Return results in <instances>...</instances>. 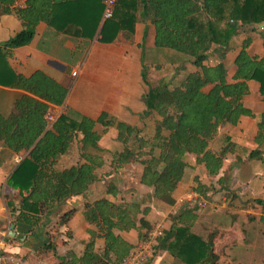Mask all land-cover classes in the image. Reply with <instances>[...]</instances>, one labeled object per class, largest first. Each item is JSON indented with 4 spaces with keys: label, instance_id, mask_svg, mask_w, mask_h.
Here are the masks:
<instances>
[{
    "label": "trees",
    "instance_id": "trees-1",
    "mask_svg": "<svg viewBox=\"0 0 264 264\" xmlns=\"http://www.w3.org/2000/svg\"><path fill=\"white\" fill-rule=\"evenodd\" d=\"M19 1L0 0L2 12L14 14L23 24L20 32L0 44V84L11 86L19 81L27 95L16 99L8 114L0 112V141L14 153L29 151L8 180L12 188L19 190L23 205L46 216L55 205L83 194L97 181V172L103 165L99 156L84 153L82 162L75 166L59 171L54 167L78 136H81L78 143L82 151L102 152L97 145L101 134L95 130L96 124L104 128L115 125L116 140L124 146L122 152L113 155L114 168L104 167L101 176L112 174L124 164L137 163L142 166L140 184L153 189L150 200L172 205L173 194L190 167L187 157H193L194 164L202 166L207 176L218 175L224 161L235 150L231 137L215 139L218 129L224 125L236 126L242 117L256 118L243 105L251 81L259 85L263 111L255 125L253 143L256 148L248 151L245 158L263 161L260 146L264 143V30L260 32L261 55L248 53L250 38L242 41L234 60L231 82L226 79L224 60L232 37L241 29L264 24V0H117L112 18L102 24L100 41H112L121 31L133 34L136 6L140 1L143 15L155 27V47L186 56V62L194 68L173 85L162 81L157 86H148L143 97L144 115L155 113L160 117L151 137L140 136L136 128L116 123L106 114L93 121L65 112L52 123L45 120L49 111L47 105H62L66 90L42 72H35L22 81L12 73L7 59L11 49L31 41L39 22L62 30L56 20L73 17L67 11L68 6L87 0H23L24 3L17 6ZM96 25L93 28L89 24L82 26V35L87 32L92 36ZM214 56L217 62L210 63ZM142 78L145 81V75ZM212 143L219 146L212 149ZM194 191L201 194L205 189L198 186ZM23 192L27 195L23 196ZM106 195H110V199L103 197L85 207L87 220L96 225L104 240L102 252H96L94 242L90 241L84 244L80 257L71 254L61 258L59 264H119L137 242L147 237L153 224L149 225L144 219L146 210H141L142 203L130 201L133 193L123 194L116 186L109 185ZM231 196L240 201L237 195ZM252 202L260 209V214H247L248 232L238 230L244 237L247 234V240L239 243L250 253L252 264H264V199ZM233 210L240 214V210ZM73 215L74 210H69L60 217L54 233L46 236L48 241L42 250H54L59 230L67 227ZM228 218V215L222 219L210 215L197 232L195 227L201 219L196 208L184 206L170 217L171 224L158 238L154 253L167 252L176 264H219L214 242L234 224L236 226L237 219L226 223ZM132 230L139 235L133 246L114 234V231ZM65 235L70 238V231Z\"/></svg>",
    "mask_w": 264,
    "mask_h": 264
},
{
    "label": "crops",
    "instance_id": "crops-1",
    "mask_svg": "<svg viewBox=\"0 0 264 264\" xmlns=\"http://www.w3.org/2000/svg\"><path fill=\"white\" fill-rule=\"evenodd\" d=\"M23 3L24 1L20 0L17 6ZM142 5L139 1L136 6L133 34L121 31L112 41H100V30L104 23L102 0H87L79 5L72 3L67 11L74 16L56 20L57 26L62 30H58L47 22H39L27 45L11 49L7 59L8 66L12 73L18 75L22 81L35 72H42L63 87L66 90L63 101L66 105V112L93 121H96L102 114H106L116 123L120 122L136 128L140 131V136L146 137L148 134L147 137H151L154 134L155 124L152 125V132L148 133V120L152 118L154 121L155 113L144 115L146 105L143 101L148 86H151L149 78L154 75L160 76L164 67H167L173 69L170 75L172 80L169 81L171 79L169 76L167 79L163 78V81L168 80L167 83L173 85L175 80L181 79L186 72L194 71V68L186 62V56L166 48L155 47V27L152 21L143 15ZM86 24H89L90 28L97 24L91 33L92 36L87 35V32L82 35L81 27ZM260 25L241 29L236 36L231 38L224 60L228 82H231L235 71L234 60L244 39L250 38L251 40L247 50L251 56H259L263 53L262 37L256 34ZM22 29V22L14 14H5L0 8V44L8 41ZM216 62V56L210 58V63ZM142 75H145V81ZM248 89L249 93L244 97L243 105L250 109L256 118L242 117L236 126L224 125L218 129L215 139H221L223 136L231 137L235 143V150L234 154L224 161L218 175L214 177L217 178L218 187L228 183L234 187L236 181L239 185H243L248 179L250 184L258 185L256 188L260 190L259 194H264V171L260 169L264 165L257 163V160L247 161L245 158L248 151L256 148L253 143L255 125L258 116L263 111L259 85L256 82H248ZM256 94L259 98L256 107L253 103H245L251 102L249 100ZM23 95L27 93L22 85H19V81L11 86L0 84V112L5 115L11 112L15 100ZM47 106L49 110L56 107L50 104ZM256 108L258 110H255ZM158 120L160 117H156V121ZM244 126L248 131L246 136L221 135L225 129L240 130ZM95 130L101 134L97 145L102 152L93 149L82 151L78 143L81 136H78L68 151L57 159L54 167L59 171L75 166L82 162L81 155L84 153L99 156L103 165L97 172V181L90 184L83 194L70 197L55 205L51 213L46 216H41L35 211L36 209L23 205L19 190L8 184L16 166L28 157L29 151L14 153L0 141V250L3 263L14 260L22 264H59L61 258H68L71 254L80 257L84 244L90 241L94 242L96 252H102L104 240L100 237L101 234L96 225L87 220L85 207L103 197L110 199V195H106L109 185L116 186L123 194L127 191L132 192L133 196L129 197L130 201L142 203L141 210H146L144 219L149 225L161 223L166 229L170 226L171 221H166L164 217L167 207L158 210L157 207H160L158 202L150 200L153 189L139 182L142 172L141 165L124 164L115 172L112 171V174L101 176V170L104 167L114 168V165H111L113 155L122 152L124 146L116 140L115 125L104 128L96 124ZM248 140L250 144L245 142ZM260 148L264 150V143ZM262 157L264 158V154ZM252 162L258 164V169L254 168L256 165ZM244 166L252 168L249 178L239 176ZM130 169H134L136 175H130ZM195 169L202 173V180L197 177L189 179L186 170L173 194L174 202L186 198L189 190L194 191L189 188L191 185L202 186L206 190L207 187L212 186L209 181L205 180V177H211L206 175L204 168L196 166ZM21 194L27 195L26 192ZM256 208L258 212L254 215L258 216L260 209ZM69 210H74V215L67 227L59 230L54 250H42V246L48 241L46 236L54 233L60 217ZM11 225H14V236H10ZM66 231H70V238L66 237ZM114 234L132 246L139 240L138 231L135 230L114 231ZM112 259L114 260L113 257ZM147 264H176V262L167 252L160 251L154 253Z\"/></svg>",
    "mask_w": 264,
    "mask_h": 264
},
{
    "label": "rangeland",
    "instance_id": "rangeland-1",
    "mask_svg": "<svg viewBox=\"0 0 264 264\" xmlns=\"http://www.w3.org/2000/svg\"><path fill=\"white\" fill-rule=\"evenodd\" d=\"M256 34L259 35L260 37H262L261 36L262 34L259 31H257ZM164 68L165 69L161 72L160 76L154 75L153 77L149 78L151 86H156L161 81H163V78L167 79V77H169L172 74L173 69H169L167 67H164ZM175 78H176V76H175ZM170 80H172V77H171V79H169V81ZM167 81L168 80H166V82ZM249 101H251V102L247 101L245 103H253L254 107H256V105L258 104V101H259L257 94L254 95L252 97V99ZM255 110H258V108H256ZM156 117H159V116H157L155 114L154 121L152 118H149V120H148V124H149L148 133L152 132V125L156 124ZM224 134H232V135L236 134L237 136L241 134V137H242V136L248 135V131H247V127L245 128V126H244V128H241L240 130L231 129V128L225 129L221 132V135H224ZM147 136H148V134H147ZM245 142L247 144H250L249 140L245 141ZM218 146H219L218 143L217 144L212 143L211 148L216 149ZM244 149H248V148H244ZM263 154H264V150H263ZM187 162L190 165V167L188 169H186L187 174H188V178L191 179L192 177H197V178H200L202 180L203 175L199 170L195 169L196 165L194 164L193 157H187ZM256 162L262 163L264 165V159H263V161L257 160ZM257 163L252 162V164L256 165L254 168L258 167ZM260 169H262L264 171V166L261 167ZM135 172L136 171L134 169L129 170L130 175H134ZM241 172L242 173L239 176H241V177L245 176V177L249 178L250 177L249 173L252 172V168L244 166V169H242ZM205 180L209 181L212 186H210V188L207 187V190L205 189V191H203L201 194H199V196L201 198H203L204 200L210 202L211 203L210 205H212V206H207L205 209H197L196 208V213H197V215H199L201 220L198 221L197 227H195V230L198 232V229H201L203 227L202 223H204V220L207 217H209L210 215H211V217L213 215L217 216L220 219H222L228 215L229 218L227 220H225L226 223H229L230 219H233L234 221L237 219L236 220V226L234 224L233 227L228 229V231L222 233L221 236L215 240L214 250L219 255V259H220L219 264H252L251 260L249 259L250 253L247 250L244 251V249L242 248V245L239 243V241H241V240L242 241H244L245 239L247 240V234H245V237H244L238 233V230L241 233H242V231L246 232V233L248 232L249 229L247 227V225H248L247 214L248 215H254L258 212V209L253 204L252 200L254 198H264V194H259L260 190L256 188L258 185H252V183L250 184L248 182V179H246L247 183L243 184V185H239L236 181L235 182L236 186H234V187L232 186V184L230 185V183H228L225 186L221 185L222 187H218L216 177H211V178L205 177ZM189 188H192L195 190L197 187H196V185H191V187L189 186ZM188 192L190 193L191 191L189 190ZM189 193H187V195ZM231 195L239 196L240 201L242 200V202L235 200L234 197L231 199V197H232ZM177 202H178V200H177ZM177 202H174L172 205H167L164 203L163 204L158 203L160 205V207L159 206L157 207L158 210H160V209L163 210L162 208L167 207L166 212H165L166 214L164 216L166 221H169L170 217L173 215L172 213L174 212V209H175V206L177 205L176 204ZM235 205H237V206H235ZM234 208L240 210V214L235 213L233 210ZM238 216H239V218H237ZM214 223L217 224L216 220L214 221ZM208 233L209 232H206L205 234H208Z\"/></svg>",
    "mask_w": 264,
    "mask_h": 264
},
{
    "label": "built area",
    "instance_id": "built-area-1",
    "mask_svg": "<svg viewBox=\"0 0 264 264\" xmlns=\"http://www.w3.org/2000/svg\"><path fill=\"white\" fill-rule=\"evenodd\" d=\"M117 0H102L103 5V20H109L113 16V11L116 6ZM258 31L262 32L264 26H258ZM75 75V74H74ZM66 112V105L62 104L49 110L45 115V120L52 123L58 116ZM173 215L186 206L188 208L205 209L211 203L204 200L195 191H191L186 198L178 200L176 203ZM164 227L161 223H154L147 237L139 242L129 251L128 255L120 261L119 264H145V262L154 255L155 246L157 245L158 238L163 235ZM0 264H22L14 260H9L5 263L2 262V253L0 250Z\"/></svg>",
    "mask_w": 264,
    "mask_h": 264
},
{
    "label": "water",
    "instance_id": "water-1",
    "mask_svg": "<svg viewBox=\"0 0 264 264\" xmlns=\"http://www.w3.org/2000/svg\"><path fill=\"white\" fill-rule=\"evenodd\" d=\"M14 225H11L10 227V236H14Z\"/></svg>",
    "mask_w": 264,
    "mask_h": 264
}]
</instances>
